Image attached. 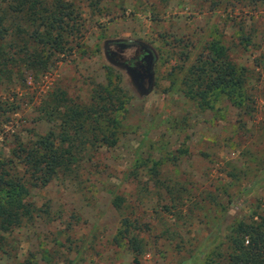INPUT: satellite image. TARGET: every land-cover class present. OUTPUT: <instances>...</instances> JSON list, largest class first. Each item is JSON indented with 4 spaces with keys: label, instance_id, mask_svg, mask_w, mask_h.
<instances>
[{
    "label": "rangeland",
    "instance_id": "1",
    "mask_svg": "<svg viewBox=\"0 0 264 264\" xmlns=\"http://www.w3.org/2000/svg\"><path fill=\"white\" fill-rule=\"evenodd\" d=\"M74 2L85 24L70 57L45 74L0 75V98L18 106L0 126V158L10 155L16 138L27 141L57 127L59 118L47 121L44 101L51 104L62 91L85 102L97 82L111 84L124 103L117 143L88 150L75 175L30 190L36 214L5 235L10 251L0 264L219 260L230 228L264 198V9L232 13V0L216 6L211 0H103L98 8ZM242 31L248 44L238 42ZM212 37L231 45L234 61L248 70L252 113L221 93L202 109L181 90L183 74ZM106 40L139 41L154 51L149 94L142 96L126 70L108 60ZM124 218L129 235L141 239L138 255L121 237Z\"/></svg>",
    "mask_w": 264,
    "mask_h": 264
},
{
    "label": "trees",
    "instance_id": "2",
    "mask_svg": "<svg viewBox=\"0 0 264 264\" xmlns=\"http://www.w3.org/2000/svg\"><path fill=\"white\" fill-rule=\"evenodd\" d=\"M74 1L0 0V75L11 79L13 74L29 70L45 74L70 57L80 47L78 39L85 24L83 10ZM81 1L89 8H98L103 0ZM211 3L216 6L220 0ZM232 3V13L236 7L241 12L247 7L248 13L264 9V0ZM243 31L238 42L248 44L250 37ZM188 57L187 52L184 59ZM261 58L264 61V51ZM259 63L264 65H256ZM247 74L248 70L234 61L231 45L212 37L186 69L180 86L199 108L208 107L210 97L221 93L244 114H250L255 110V99L246 88ZM110 85L93 83L85 102L70 100L62 91L54 95L51 104L44 101L47 121L59 118L57 127L27 141L16 138L10 155L0 158V255L10 251L5 235L36 214L29 200L32 188L43 187L60 175H75L80 162L90 158L85 157L88 150L117 143L118 114L125 108ZM17 108L13 101L0 98V126ZM260 201L256 212L230 228L220 259L211 264H264V198ZM113 205L120 209L115 202ZM130 228L131 223L124 218L121 237L138 255L141 239L130 236Z\"/></svg>",
    "mask_w": 264,
    "mask_h": 264
},
{
    "label": "flooded vegetation",
    "instance_id": "3",
    "mask_svg": "<svg viewBox=\"0 0 264 264\" xmlns=\"http://www.w3.org/2000/svg\"><path fill=\"white\" fill-rule=\"evenodd\" d=\"M145 48L150 49L151 54ZM121 49V52L119 51ZM126 50H131L129 54H126ZM111 51H115L117 54H121L124 61L128 64L140 68L146 63L147 60L152 61V68L155 62L154 51L145 43L138 41H119V40H106L104 43V53L108 54L112 58H116Z\"/></svg>",
    "mask_w": 264,
    "mask_h": 264
},
{
    "label": "water",
    "instance_id": "4",
    "mask_svg": "<svg viewBox=\"0 0 264 264\" xmlns=\"http://www.w3.org/2000/svg\"><path fill=\"white\" fill-rule=\"evenodd\" d=\"M145 50L148 52V55L151 54L150 49L145 48ZM119 51L121 52V49ZM111 53L116 55V58H112L106 53L105 55L108 60L114 65L126 70L142 96L149 94L153 88L154 80L152 61L147 60L144 65L137 68L125 62L121 54H117L115 51H111Z\"/></svg>",
    "mask_w": 264,
    "mask_h": 264
},
{
    "label": "crops",
    "instance_id": "5",
    "mask_svg": "<svg viewBox=\"0 0 264 264\" xmlns=\"http://www.w3.org/2000/svg\"><path fill=\"white\" fill-rule=\"evenodd\" d=\"M139 42V41H138ZM143 43V42H142ZM154 66V65H153Z\"/></svg>",
    "mask_w": 264,
    "mask_h": 264
}]
</instances>
